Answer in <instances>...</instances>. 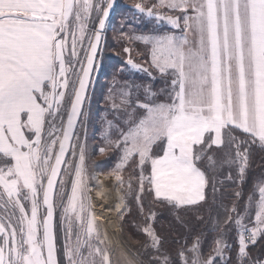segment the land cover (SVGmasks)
<instances>
[{"label": "snow or ice", "instance_id": "obj_1", "mask_svg": "<svg viewBox=\"0 0 264 264\" xmlns=\"http://www.w3.org/2000/svg\"><path fill=\"white\" fill-rule=\"evenodd\" d=\"M133 7L142 27L121 33L123 52L150 79L113 78L98 153L116 160L118 218L134 197L145 239L141 250L117 242V253L87 164L89 86L114 0H0V264H264L250 247L264 240V179L239 207L252 155L264 153V0ZM225 172L238 188L231 205L219 202L208 255L204 233L165 249L155 209L184 224L181 211L218 203Z\"/></svg>", "mask_w": 264, "mask_h": 264}, {"label": "rangeland", "instance_id": "obj_2", "mask_svg": "<svg viewBox=\"0 0 264 264\" xmlns=\"http://www.w3.org/2000/svg\"><path fill=\"white\" fill-rule=\"evenodd\" d=\"M137 0H115L114 8L111 10L110 15L108 17L105 32L103 35L102 43H101V51L98 53L97 62L96 64L98 67L95 68L93 77H92V84L93 87L94 82L97 80L98 76L100 77L102 73L106 70V65L104 64V56H110L115 58L116 64L110 63V76L107 82L106 80V88L104 95L100 101L94 107L91 104L92 113H93V120L89 124L87 129L88 135V144H89V159L87 161L88 164V171L89 173L95 177V179L91 183H95L97 180L101 179L100 176H110L113 177L115 180L114 175L110 174L111 170L114 168L115 165V157L109 158L108 156H101L98 153V149L102 146L103 142L100 139V119L103 115V105H104V97L107 94L108 88L111 86L113 82V78L116 77L119 81H135L137 84L140 83H147L149 81V76L143 72H137L135 70L130 69L129 66L126 64V60L128 58V54L123 52V45L127 44V41L121 35L122 32L127 33L132 31L133 27H142V25H137L133 21V12H134V3ZM130 47L135 48H142V45H129ZM132 56L134 59H140L136 56L135 51L132 52ZM154 83H158L156 87L159 90L163 86V82L157 79ZM90 88L89 93L92 90ZM82 131V130H81ZM259 154L261 157V161L264 163V153L259 152L258 150L255 151L252 155L250 160V166L247 170V180L246 183L243 185V200L239 202V207L241 211L244 210V204L248 199L250 194L256 192L255 185L264 179V169H259L257 165H255V155ZM102 160H107L110 164V167L107 171H96L94 170L95 164L102 163ZM259 162V160H258ZM258 168V169H256ZM256 169V170H254ZM257 173L256 175L252 176V171ZM227 172H225L224 176L220 177L224 181L226 185H229L223 193H217V200L221 201L224 204L231 205L234 197V192L237 190V185H232V182L226 179ZM100 177V178H99ZM125 179H127V174H125ZM127 204L131 209L129 214H126L121 220V225L123 228L122 233L120 232V241L125 247V249H132V250H141L140 245L137 244L135 241H143L145 239L142 232L138 231L137 228L134 226V223H139L142 219L139 216L137 203L134 197H129L127 200ZM213 204L211 200L209 201V205L200 208L198 212L193 211H181L180 216L185 221L184 224L178 222L176 215L168 210L157 208L156 211V218L153 221L154 227L158 234L164 237V248L167 250H173L178 247L177 244L174 243L176 240H180L183 242L185 237L190 236L193 233H204L206 235L207 243L204 244V255L207 256L211 247H213V237L216 235L215 232L212 231V223L213 220L216 218V215H211V208ZM218 209V213L220 215L221 220L224 218L223 208L220 207L219 204H216ZM212 217L210 220L209 217ZM197 216H203V220L197 219ZM99 224L102 225V231L107 230V227L100 221H97ZM195 222H199L201 224V228H195ZM130 224L132 229H130ZM108 234L113 239V245L118 253L120 250V245L117 246V242L119 239L115 237L113 232L108 231ZM122 234V237H121ZM229 243H233L236 239L235 232L229 233ZM62 244V239H61Z\"/></svg>", "mask_w": 264, "mask_h": 264}, {"label": "bare ground", "instance_id": "obj_3", "mask_svg": "<svg viewBox=\"0 0 264 264\" xmlns=\"http://www.w3.org/2000/svg\"><path fill=\"white\" fill-rule=\"evenodd\" d=\"M100 177L101 179L97 180L95 183H92L93 190L91 191L90 196L93 202V210L97 216L100 217L98 220H100L107 227L108 231L113 232L115 237L119 239V245L123 246L119 236L121 231L118 228V226L121 225V219L118 218L116 212L118 203V198L115 195L114 189L116 182L114 178L110 176ZM106 197L110 198L106 199Z\"/></svg>", "mask_w": 264, "mask_h": 264}, {"label": "trees", "instance_id": "obj_4", "mask_svg": "<svg viewBox=\"0 0 264 264\" xmlns=\"http://www.w3.org/2000/svg\"><path fill=\"white\" fill-rule=\"evenodd\" d=\"M104 58V61H105V65H106V70L102 73V75L98 78L97 80L94 82L93 84V87L90 86V88L92 87V90L90 92V96H91V104L92 106L94 107L97 103H100L103 95H104V92H105V88H106V80L108 82L109 80V76H110V63H113L116 64L117 61L115 62V58L113 57H106V55L103 57ZM92 84V83H91ZM158 86V83H155V87ZM90 91V89H89ZM92 107V109H93ZM94 116V115H93ZM261 157L259 154L256 153L255 155V165H257V167H259V169H264V163L263 161L260 160ZM259 160V162H258ZM110 167V164L107 160H102V163H100L99 165L98 164H95L94 165V170L96 171H107ZM258 169V168H256ZM254 169V170H256ZM252 171V176L256 175L257 173H255V171ZM219 204V200H217ZM218 214V209L216 207V205H213L212 208H211V215H216ZM195 228H199L200 230L203 229L201 228V224L199 222H195V225H194ZM130 229H132V226L130 224ZM251 247V254L254 258H259V259H262L264 257V240H258L257 244L254 245V246H250Z\"/></svg>", "mask_w": 264, "mask_h": 264}, {"label": "water", "instance_id": "obj_5", "mask_svg": "<svg viewBox=\"0 0 264 264\" xmlns=\"http://www.w3.org/2000/svg\"><path fill=\"white\" fill-rule=\"evenodd\" d=\"M114 2H115V0H114ZM110 12H111V11H110ZM107 20H108V18H107ZM107 20H106V23H107ZM105 27H106V25H105ZM102 39H103V36H102ZM101 43H102V41H101ZM98 53H99V52H98ZM97 57H98V54H97ZM96 62H97V60H96ZM93 73H94V71H93L92 74H91V81H92ZM90 86H91V84H90ZM90 86H89V89H90Z\"/></svg>", "mask_w": 264, "mask_h": 264}, {"label": "built area", "instance_id": "obj_6", "mask_svg": "<svg viewBox=\"0 0 264 264\" xmlns=\"http://www.w3.org/2000/svg\"><path fill=\"white\" fill-rule=\"evenodd\" d=\"M261 260H264V257Z\"/></svg>", "mask_w": 264, "mask_h": 264}]
</instances>
